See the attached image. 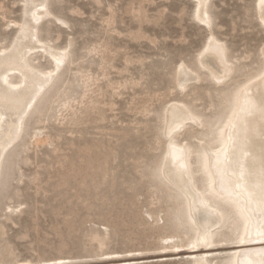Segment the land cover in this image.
<instances>
[{
  "label": "rangeland",
  "instance_id": "rangeland-1",
  "mask_svg": "<svg viewBox=\"0 0 264 264\" xmlns=\"http://www.w3.org/2000/svg\"><path fill=\"white\" fill-rule=\"evenodd\" d=\"M194 3L48 0L38 36L69 45L68 57L3 161L0 264H189L180 201L157 172L161 110L181 102L201 116L202 128L188 124L177 135L195 145L222 116V96L260 67L264 45L255 0H209L208 25L194 18ZM22 6L0 0V48ZM209 29L234 64L222 85L196 63ZM30 60L50 65L39 51ZM230 225L215 243L230 240Z\"/></svg>",
  "mask_w": 264,
  "mask_h": 264
},
{
  "label": "bare ground",
  "instance_id": "bare-ground-1",
  "mask_svg": "<svg viewBox=\"0 0 264 264\" xmlns=\"http://www.w3.org/2000/svg\"><path fill=\"white\" fill-rule=\"evenodd\" d=\"M23 3L22 6V18L20 23L17 25L14 36L12 37L9 45L6 48H0V52L4 55L0 56V116H3L4 119L0 122V151L9 144L15 137L17 131V125L20 123L19 117L25 112L28 113L24 117V123L20 129L19 137L15 139V142L12 146L20 139L24 131L25 123L27 117L29 116L34 104L40 97V95L48 88L53 82L56 75L60 72L64 64L61 66L60 70L56 71L55 60L53 55L59 56L60 53L66 51V60L68 57L69 45L63 47H53L47 41L41 39L38 36V25L43 18L50 16L48 11L47 4L48 0H21ZM209 0H195V7L193 9L194 18L202 23L205 13H207V7H204L206 3L208 5ZM25 4L28 5V8H25ZM34 5V6H33ZM255 7L259 19L262 21V12L264 10V5H261L260 0H255ZM33 13L39 19L33 18ZM209 18V16H208ZM210 20V19H209ZM264 23V22H262ZM208 25L209 23H203ZM27 25L26 28L22 26ZM208 27V26H207ZM210 31V29H209ZM34 37V39H33ZM210 39L212 41V46L216 44L223 45L226 50V60L233 68L232 75L234 73V64L228 58L226 46L216 39V37L211 33H208V36L204 40L202 46L200 47L196 55V63L200 70H205L210 81L216 83L212 78V74L215 73L217 76L222 75L225 72V67L219 62V59L211 53H204L205 48L209 47ZM259 50V55L261 57V49H264V45ZM39 51L42 55L47 56L50 61L48 68H40L36 66L30 60V55ZM201 53H204L202 56ZM264 67V58L261 57L260 67L252 74L246 76V78L236 84L228 94H225L227 98H231L236 88L240 85L246 83L248 79H254L255 76L259 75L260 71ZM182 65L176 67V75H179ZM48 71L55 72V75L50 79V82L46 80L41 73H46ZM231 75V76H232ZM184 81L179 79L176 82V86L180 89H184ZM43 90H41V85ZM217 84V83H216ZM264 93V84L257 82V85L253 87V95H257V92ZM38 93V94H37ZM33 97L35 98V103H33ZM32 104L31 108H28V104ZM192 113L197 118V122L193 123L188 119L186 113ZM224 111L222 108V116ZM161 123H160V136L163 139V149L160 155L159 162L157 164V172L160 180L168 185L177 195L178 200L180 201L181 208L179 209V219H181V224L188 231V238L186 244L183 245L185 248V253L183 255L188 256L189 264H248L249 261L253 264H258L261 259L260 250L264 249V241H261L253 233L252 239L250 242L240 244L236 242L237 234H243V221L240 219L236 209L231 205L224 204L218 201L215 197L211 195H204L205 191V176L203 175L201 160L199 154L202 152V142L205 147H210L215 149L218 145L212 143V136L215 130L218 135L217 125L223 126L221 117L214 118L209 122L208 129L201 135L194 137L196 139L195 145H192L187 139H178V134L184 129L188 124L193 125L197 128H202L204 122L201 116L190 109L189 106H186L185 103L181 102H172L165 105L160 114ZM205 119V118H204ZM252 123L249 126L248 136L250 142L247 145V149L250 152V156L247 158L248 162L253 163V157L259 156L258 145L260 143L259 137L257 135V129L260 127V117L257 114L256 116L250 118ZM177 123H183L179 131H177L173 137L172 142L179 149H187L189 152L188 163L191 167L193 173V182L196 188L201 192L203 199L212 207H215L218 211L224 214V221L217 227L215 218H210L207 223L204 221L205 210L199 205L196 201H188L184 197V193L181 190V187L175 180V177L168 174V171L162 176L160 169L164 160V156L170 151L169 148V138L167 135V130L170 127H174ZM203 125V126H201ZM244 133L241 132V138ZM35 144L41 143L45 139H38L32 137ZM43 143V142H42ZM11 146V147H12ZM10 147V148H11ZM10 148H7V151H2V157L0 158V174L3 166L4 158ZM11 157V152L7 156V161ZM169 165H171V160H169ZM173 171V169H169ZM3 172V170H2ZM157 176V175H156ZM2 177V174H1ZM1 179V178H0ZM191 204L192 215L196 220L197 226L199 227L200 236L203 238L204 232L210 231L212 247L206 248L201 244L198 247H193V241L197 239L196 229L193 228L190 223L189 216V205ZM199 209V211H197ZM231 219V238L226 243H215V235L218 229L224 227L226 223ZM216 252H220L222 256L213 257ZM219 254V253H218ZM181 255V254H177Z\"/></svg>",
  "mask_w": 264,
  "mask_h": 264
},
{
  "label": "snow or ice",
  "instance_id": "snow-or-ice-1",
  "mask_svg": "<svg viewBox=\"0 0 264 264\" xmlns=\"http://www.w3.org/2000/svg\"><path fill=\"white\" fill-rule=\"evenodd\" d=\"M260 3L264 5V0H260ZM204 7H207L206 3ZM25 8H28L27 4H25ZM33 18L39 19L35 13H33ZM201 22L210 23L207 13H205ZM262 22H264V13H262ZM26 27L27 25L22 26V28ZM66 51L60 53L59 56L53 55L57 72L65 63ZM204 53L213 54L225 67V72L222 75L217 76L213 73L211 78L221 85L228 82L233 68L227 63L226 50L223 45L216 44L213 47L210 39L209 47L205 48ZM204 53H201V55L203 56ZM2 55L4 53L0 52V56ZM261 57L264 58V49H261ZM41 75L50 82L55 72L48 71L41 73ZM257 82L264 84V67L254 79H248L246 83L237 87L231 98L222 96L221 106L224 115L221 119L223 126L217 125L218 135L214 130L211 138L212 143L218 146L213 150L210 147H205L202 142V152L199 154L203 175L206 178L204 195H211L218 201L231 205L236 209L240 219L243 221V234L240 235L238 233L236 237V242L240 244L250 242L253 233L261 241H264V93L258 91L257 95H253V87L257 85ZM43 86L42 84L41 90H43ZM33 103H35L34 97ZM31 107L32 104H28V108ZM257 114L260 117V127L257 129V135L260 140L258 145L259 156L253 157V163L250 164L247 159L250 156V152L247 149V145L250 142L248 132L252 123L250 118ZM27 115L28 113L25 112L18 118L20 123L16 126L15 137L2 151H7V148H10L15 139L19 137L24 117ZM186 115L193 123L197 122V118L192 113L188 112ZM3 119L4 117L0 116V122ZM182 127H184L183 123H177L174 127H170L167 130L170 151L164 156L160 173L163 176L168 171L169 175L174 176L184 193L185 199L198 202L205 210V223L214 217L217 227H219L224 221V214L215 207L210 206L196 188L192 178L193 173L188 163V150L176 148L172 142L173 135ZM241 132L244 133L242 138ZM2 151H0V158H3ZM169 160H171V165H169ZM169 169H173L174 172ZM188 219L193 228L196 229L197 239L193 241V247H198L201 244L206 248L212 247L210 231L206 230L203 238L200 236L199 227L192 215L191 204L189 205ZM259 254L261 259L258 264H264V249H261ZM248 264H253V262L249 261Z\"/></svg>",
  "mask_w": 264,
  "mask_h": 264
},
{
  "label": "water",
  "instance_id": "water-1",
  "mask_svg": "<svg viewBox=\"0 0 264 264\" xmlns=\"http://www.w3.org/2000/svg\"><path fill=\"white\" fill-rule=\"evenodd\" d=\"M2 178V177H1ZM157 178V177H156Z\"/></svg>",
  "mask_w": 264,
  "mask_h": 264
}]
</instances>
